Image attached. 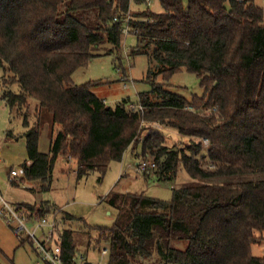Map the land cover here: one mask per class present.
Here are the masks:
<instances>
[{
  "label": "trees",
  "instance_id": "obj_1",
  "mask_svg": "<svg viewBox=\"0 0 264 264\" xmlns=\"http://www.w3.org/2000/svg\"><path fill=\"white\" fill-rule=\"evenodd\" d=\"M160 3L163 12L145 10L128 21L137 36L130 54L154 63L147 74L151 89L132 108L129 99L108 106L91 90L100 82L71 79L100 47L118 48L129 0H0V99L11 121L20 122L16 138L24 139L27 153L23 175L10 182H36L27 188L32 193L49 190L58 155L76 161V180L96 171L100 181L109 163L139 141L144 123H162L197 140L168 146L149 130L140 140L143 158L154 161L159 181L173 179L179 167L196 181L173 189L169 200L108 193L115 221L96 228L108 244L106 264H264L251 253L264 233V178L209 181L264 174L262 9L253 0ZM182 69L197 76L201 96L187 99L154 81ZM46 123L50 145L42 153L38 138ZM12 205L36 217L54 209L48 201ZM23 234L20 245L32 244ZM61 254L75 264L69 229L61 232Z\"/></svg>",
  "mask_w": 264,
  "mask_h": 264
},
{
  "label": "rangeland",
  "instance_id": "obj_2",
  "mask_svg": "<svg viewBox=\"0 0 264 264\" xmlns=\"http://www.w3.org/2000/svg\"><path fill=\"white\" fill-rule=\"evenodd\" d=\"M186 1L183 0L184 4H186ZM253 1L262 9L264 21V0ZM145 10L153 13L164 11L160 0H145L139 3L129 0L128 7L121 16L124 17V21L127 23L129 20L136 19L137 14ZM117 12L121 11L118 9ZM136 45L137 36L132 30L129 33L122 32L118 48L108 51L110 47L106 44L97 49L96 53L100 55L91 58L85 65L77 67L72 73V82L76 85L100 82L93 86L91 90L95 95L102 98L108 106L113 107L121 100L129 99L133 103L131 107L136 108L138 94L151 89L147 74L153 70L154 65V63L149 62L146 54H130V50ZM1 75L2 69H0ZM154 81L162 84L166 90L187 99L195 94L198 96L203 94V88L200 86L197 76L185 69L172 74L168 78L156 75ZM8 114V107L0 99V145L2 147L7 129L11 128L13 132H16L21 127L18 122H13L9 126ZM28 114L31 115V109L28 110ZM31 118L30 116L29 120ZM149 130L161 133L168 146L181 147L191 140H197L196 138L182 136L176 129L167 127L162 123H144L139 141L126 148L121 160L109 163L100 181H98L99 174L96 171L80 180H76L75 160L70 159L67 161V158L63 155H58L53 166L49 190L36 193H32L26 188L31 184L28 181H20L18 185H12L8 179L10 164L2 159L0 163V194L5 201L11 204L14 200L26 203L25 199L28 196H31L37 204L41 201L50 202L54 205V209L50 212H57L55 216L58 221L59 232L64 229L73 232L76 263L106 264L108 256L107 254L101 255L100 251L102 248H107L108 244L105 240L98 239L96 228H110L115 221L117 210L107 202L108 193H142L148 197L169 200L173 189L196 181L182 167L178 168L173 179L167 181L157 180L153 170L144 172L136 169L137 165L145 160L142 156L140 140ZM16 144H18V141H13L10 147ZM202 145L207 148L203 143ZM12 166L17 167L18 164L14 163ZM261 178H264V174L253 173L215 178L209 181L223 183ZM15 180L18 181L19 178H15ZM7 186L12 188L8 195L5 191ZM67 216H70V218ZM27 224L32 227L34 221L30 220ZM12 234L14 238V241L11 242L12 248L8 253L0 249V264H45L37 255L33 244L26 241L20 245L19 239L14 233ZM36 235L39 237L41 232L37 231ZM24 237L25 234H23ZM251 253L254 256L264 257V233L261 234V239L258 242L251 245ZM142 261L145 264H151V260Z\"/></svg>",
  "mask_w": 264,
  "mask_h": 264
},
{
  "label": "built area",
  "instance_id": "obj_3",
  "mask_svg": "<svg viewBox=\"0 0 264 264\" xmlns=\"http://www.w3.org/2000/svg\"><path fill=\"white\" fill-rule=\"evenodd\" d=\"M116 20V17L114 18ZM131 28L124 21L122 32L129 33ZM144 125V124H143ZM201 142L208 146V140L202 139ZM2 151L0 148V158ZM155 166L154 161L149 158L143 160L137 165L138 171L150 172ZM24 170L21 166L13 168L9 172V180L23 175ZM57 212H50L41 217H36L30 212L25 211L19 206H15L5 201L0 195V220L3 221L13 232L18 236L22 232L31 239L34 245V250L45 264H66L61 254V232H59L58 221L56 220ZM30 220L34 221L32 227L28 226ZM40 231L41 235L38 237L36 232ZM101 255L107 254V248H102ZM75 261V258H74ZM75 264L76 261H75Z\"/></svg>",
  "mask_w": 264,
  "mask_h": 264
},
{
  "label": "crops",
  "instance_id": "obj_4",
  "mask_svg": "<svg viewBox=\"0 0 264 264\" xmlns=\"http://www.w3.org/2000/svg\"><path fill=\"white\" fill-rule=\"evenodd\" d=\"M8 117H9V120H8L9 126L13 122H18L20 124L19 121H16V120L11 121L10 114H8ZM8 130H12L13 136L12 137L5 136V139L2 143L3 147L0 145V148L2 151V157L0 158V163H1L2 159L9 162V164H10L9 171H8V179H9L10 170L13 168H17L18 166H21V164L27 159V153H26L24 139L22 137L16 138L18 135H20L23 132L22 126L16 132H13V129H11V128H8L7 131ZM13 141H16V142L18 141V144L10 147L11 142H13ZM49 145H50V126L46 123L42 129V132H41L39 138H38V150L42 153H47L49 151ZM17 147H18V149H17ZM69 160L70 159L67 158V161H69ZM74 162H76V161H74ZM14 163L18 164V166L17 167L12 166ZM74 164L76 165V163H74ZM17 178H19V177H17ZM13 179L15 180V178H13ZM29 183H31V182H29ZM32 186L33 187L36 186V183L35 182L31 183L26 188H29ZM11 189H12L11 186L6 187V189H5L6 195H8V193ZM11 200H13V199H11ZM25 200H26V203H28V204H34V203L37 204V202L35 200H33L31 198V196H28ZM17 203H20V202H17L16 200L12 201V204H17ZM9 228L6 226V224L3 221L0 220V249H2L6 253H8V251L12 248L13 245L11 242L14 241L13 234H12L14 232L12 229L9 230ZM15 236H16V234H15Z\"/></svg>",
  "mask_w": 264,
  "mask_h": 264
}]
</instances>
